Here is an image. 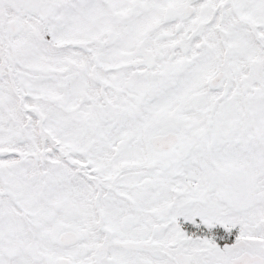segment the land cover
<instances>
[{
	"label": "snow or ice",
	"instance_id": "obj_1",
	"mask_svg": "<svg viewBox=\"0 0 264 264\" xmlns=\"http://www.w3.org/2000/svg\"><path fill=\"white\" fill-rule=\"evenodd\" d=\"M0 264H264V0H0Z\"/></svg>",
	"mask_w": 264,
	"mask_h": 264
}]
</instances>
